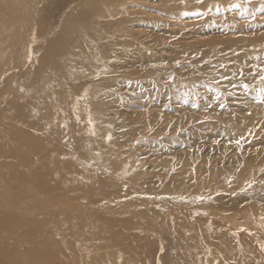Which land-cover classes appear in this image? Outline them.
Returning <instances> with one entry per match:
<instances>
[{
    "label": "rangeland",
    "instance_id": "rangeland-1",
    "mask_svg": "<svg viewBox=\"0 0 264 264\" xmlns=\"http://www.w3.org/2000/svg\"><path fill=\"white\" fill-rule=\"evenodd\" d=\"M93 1L87 77L43 69L59 25L50 28L81 0H39L11 21L21 38L13 63L43 67V78L25 96L0 92V109L24 106L0 110V218L13 217L0 224V264L39 254V240L81 245L87 229L121 241L127 222L144 234L129 264H264V104L253 99L264 89V0ZM28 75L13 85L28 87ZM60 96L70 114L55 120ZM25 134L35 149L15 142ZM177 211L218 228L180 235L167 224L185 221Z\"/></svg>",
    "mask_w": 264,
    "mask_h": 264
},
{
    "label": "bare ground",
    "instance_id": "bare-ground-1",
    "mask_svg": "<svg viewBox=\"0 0 264 264\" xmlns=\"http://www.w3.org/2000/svg\"><path fill=\"white\" fill-rule=\"evenodd\" d=\"M78 1L79 0H76V2ZM38 3L39 0H0V13H2V15H0V92L2 93L11 92V94H16L18 96L27 95L33 86L34 89L40 86L43 78V69H46L48 71L47 73L59 76L64 80H69L74 76L80 75L87 77V75L92 73L89 61L91 62L93 56L92 51H94L96 46L87 44V8H99L93 0H81V2L77 3L75 11L71 12V16L68 15L61 23L57 22L50 28L53 29L56 24L59 25V30L55 36L46 42V49L42 54L43 60L46 63L45 67H42L43 69L40 67L38 69L29 67V65L25 63V60H21L20 62L17 60V62L13 63V59L19 56V43L21 42V38H19V35L15 32L17 26L12 25L11 21L16 17L22 18V16L30 15L31 9L35 6L37 7ZM53 6L54 5L51 6V9ZM13 14H15L14 17ZM4 19L6 20L4 21ZM46 33L45 30L39 31L40 35ZM3 48H5V50H2ZM31 71H34V74L28 75ZM25 75H28V87L25 86L23 88V86H19L16 88L15 85H13L15 79L18 76L22 78ZM61 97L62 96L57 97V104L59 106H57L56 111L53 110L50 115L53 116L52 118L55 120L62 116L67 117V114H70L67 106H64L66 102H63V98ZM1 105L0 110L4 111L8 110L9 107L18 108L23 106L14 104L8 100ZM69 128L73 131L74 127L71 126ZM14 140L17 144L28 149H35L34 142L32 143L34 138L29 134L14 137ZM11 154L13 153L11 152ZM19 159H22L27 165L32 164V161L26 156L23 157L20 155ZM24 184L23 187H26V189L29 188L28 190L42 187L39 183L29 184L27 181ZM53 195L54 193L51 194V196ZM177 212L187 215L185 221L181 224L176 222H168L167 224L170 225L174 231L181 230L182 232L179 233L180 235H186L188 231L192 230L189 233L192 238H196L197 235L204 237L206 234L204 231L206 229L211 230L218 228L213 217L204 216L196 212L190 214L185 211ZM151 214L154 216L156 212H151ZM12 218L11 216L1 217L0 224L3 225L7 220ZM130 225L131 222L123 223V229L116 232L118 238L120 237V239L117 240L121 241H116L114 238L106 239L93 236L92 231L88 229L87 242L81 241V245L76 244L80 242L75 241L39 240L36 249H39L40 253L25 254L21 264H129V256L131 255L130 248L136 247V245L138 246V244L135 245L131 242L143 238L144 235L140 233L141 231H134V228ZM108 226L113 229L117 227V224L110 223ZM44 228L45 226L42 229L44 230ZM116 234L115 237H117ZM108 240H110V242ZM188 244L194 248L196 243L191 242ZM81 247H83L85 251L79 254V250H82ZM197 249L200 252H206V248L204 250L200 246H197ZM201 259L202 257L199 256L198 259H192L193 264H203L200 261ZM4 262L13 264L12 254L7 253Z\"/></svg>",
    "mask_w": 264,
    "mask_h": 264
},
{
    "label": "snow or ice",
    "instance_id": "snow-or-ice-1",
    "mask_svg": "<svg viewBox=\"0 0 264 264\" xmlns=\"http://www.w3.org/2000/svg\"><path fill=\"white\" fill-rule=\"evenodd\" d=\"M196 2H197V3H200V2H202V0H196ZM235 7L239 8L240 5H236ZM260 11H261V12H264V5H262V6L260 7ZM196 14L199 15V13H196ZM185 15H187V13H185ZM224 78L227 79V77H224ZM260 78H261L262 81H264V75H261ZM232 87H236V85H235V84H232ZM242 87H243L245 90L248 89V85H246V84L242 85ZM221 95H222V93H221L219 90H215V99H216L217 101H220ZM229 95H231V93H229ZM253 99H254L255 102H257V103L264 104V89H260L258 95L255 96ZM185 102H187V101H185ZM194 106H197V105H194ZM220 106L223 107L224 105L221 103ZM89 122L91 123V120H90ZM109 139H110V137H109ZM242 139H244V138L241 137L240 139H236V140H235V143L239 146V145L241 144V140H242ZM251 186H252V185L249 183V184H248V187H251ZM242 191H247V189H242ZM201 199H203V198H201ZM241 231H243V229H241Z\"/></svg>",
    "mask_w": 264,
    "mask_h": 264
}]
</instances>
